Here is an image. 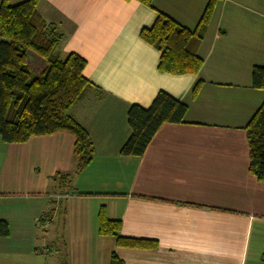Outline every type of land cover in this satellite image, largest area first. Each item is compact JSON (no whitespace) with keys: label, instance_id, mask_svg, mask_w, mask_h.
Masks as SVG:
<instances>
[{"label":"crops","instance_id":"obj_1","mask_svg":"<svg viewBox=\"0 0 264 264\" xmlns=\"http://www.w3.org/2000/svg\"><path fill=\"white\" fill-rule=\"evenodd\" d=\"M204 5L38 0L42 18L63 33L60 54L86 61L91 87L70 113L87 130L92 156L77 168L74 136L64 130L0 140V219L9 227L0 264H108L111 252L124 264H264V181L248 170L243 129L264 100L250 77L264 66V0L216 3L196 74L159 72V52L139 37L156 10L193 29ZM160 90L187 105L183 121L161 124L141 156L121 155L128 107H148ZM100 206L122 236L157 247L99 235Z\"/></svg>","mask_w":264,"mask_h":264},{"label":"trees","instance_id":"obj_2","mask_svg":"<svg viewBox=\"0 0 264 264\" xmlns=\"http://www.w3.org/2000/svg\"><path fill=\"white\" fill-rule=\"evenodd\" d=\"M9 1L0 0V140L23 143L33 136L68 131L74 136L72 149L77 168H82L91 159L92 146L87 130L74 119L70 108L91 87L82 73L86 61L73 52L60 54L63 33L57 24L42 18L36 9L38 0H23L13 5ZM135 1L153 8V0ZM218 1L205 0L193 29L158 10L151 26L140 29L141 40L159 52V72L197 73L202 64L197 49ZM250 77L253 88L264 90V66H253ZM201 82L198 80L193 85L192 96L196 95ZM186 109L185 103L162 90L148 107L131 104L126 113L129 134L119 153L141 156L159 126L182 122ZM243 129L248 145V170L257 180L264 181V100ZM47 216L46 213V220ZM119 229L120 221L108 218L104 207L100 206L99 235L112 236L116 246L157 247L150 239L121 236ZM8 233L7 222L0 219V237ZM108 264L124 262L111 252Z\"/></svg>","mask_w":264,"mask_h":264},{"label":"rangeland","instance_id":"obj_3","mask_svg":"<svg viewBox=\"0 0 264 264\" xmlns=\"http://www.w3.org/2000/svg\"><path fill=\"white\" fill-rule=\"evenodd\" d=\"M120 234V233H119ZM121 235V234H120ZM122 236V235H121Z\"/></svg>","mask_w":264,"mask_h":264}]
</instances>
